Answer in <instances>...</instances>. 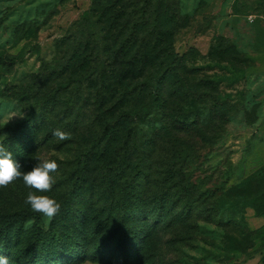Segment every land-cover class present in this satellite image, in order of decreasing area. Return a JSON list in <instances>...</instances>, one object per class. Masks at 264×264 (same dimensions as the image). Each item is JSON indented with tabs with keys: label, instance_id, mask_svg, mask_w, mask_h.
Masks as SVG:
<instances>
[{
	"label": "rangeland",
	"instance_id": "374dc122",
	"mask_svg": "<svg viewBox=\"0 0 264 264\" xmlns=\"http://www.w3.org/2000/svg\"><path fill=\"white\" fill-rule=\"evenodd\" d=\"M92 1L0 0V58L17 59L0 65V142L22 172L44 160L59 166L49 192L22 178L0 188V215L33 212L29 191L60 203L58 231L77 248L38 264H264V0H158L167 40L155 47V35L140 32L145 62L120 53L100 81L89 48L69 72L54 70ZM119 23L99 25L109 52ZM164 53L182 75L163 84L165 106L137 125L114 124L119 98L146 91V71ZM20 111L24 119L8 122ZM51 220L41 215L43 231ZM121 231L134 237L125 258L108 243ZM102 249L121 262L103 260Z\"/></svg>",
	"mask_w": 264,
	"mask_h": 264
},
{
	"label": "trees",
	"instance_id": "16d2710c",
	"mask_svg": "<svg viewBox=\"0 0 264 264\" xmlns=\"http://www.w3.org/2000/svg\"><path fill=\"white\" fill-rule=\"evenodd\" d=\"M159 4L158 0H93L92 6L82 14L77 29L73 33L71 50L67 58L56 63L54 70L59 68L58 70L61 73L69 72L71 63L75 59L81 58L82 51L86 54L85 50L87 48L94 54L97 61L95 65L89 63L88 68L99 81L102 80L104 75V65L107 66L110 60H116L120 53L129 54L131 52L130 59L137 58L139 63L145 62L143 53L149 42L138 37L140 32L146 30L147 38H149V35L153 36L154 34L155 47L158 39L161 43L167 40V33L164 34L160 26L163 14L159 9ZM115 6L120 7V10H117L114 14L108 13ZM118 20L121 23H119L114 37L116 40L119 39L117 41L118 48L114 52H109L107 44L101 41L104 37L99 25L104 22H108L109 26L115 25ZM88 40H91L93 44L90 45L87 42ZM157 54L159 55V51ZM16 60V58H0V65L2 68H6L16 63ZM132 61L134 60L128 61L129 64L126 68L133 67ZM177 68H180V60L170 57L169 53H164L157 69L151 72L146 71L147 90H141L134 94L133 90L126 89L124 96L119 98V104L124 107L118 109L119 113L114 124L120 125L130 120V122L137 125L141 118L158 114L165 106V100L162 98L163 84L165 82H177L182 77L177 73ZM141 70H145L143 66L139 68V71ZM86 73L87 71L84 72L85 75H87ZM176 94L183 96L181 90H177ZM134 99H137L139 103L135 106L126 107L127 103ZM160 104H162V107H159ZM114 124L106 127L105 132H111V127ZM135 137V126L132 125L128 129L126 140L133 142ZM85 159V155L80 157L77 164L78 169L84 167ZM41 215L40 213L27 211L0 215V255L8 257L14 261V264H38L39 259L51 260L58 255L73 253L77 248V239H70L58 231L59 219L57 217L52 218L48 230L43 231L41 228ZM29 221H31V226L25 229L24 225ZM133 242L134 237L123 231L112 234L108 238L109 244L115 243L121 258L127 256V248ZM100 253L103 260L121 262L119 257L114 256L106 249H102Z\"/></svg>",
	"mask_w": 264,
	"mask_h": 264
},
{
	"label": "clouds",
	"instance_id": "9594fccd",
	"mask_svg": "<svg viewBox=\"0 0 264 264\" xmlns=\"http://www.w3.org/2000/svg\"><path fill=\"white\" fill-rule=\"evenodd\" d=\"M14 117L24 119L23 113L19 115L11 114L8 122ZM53 136L59 140L71 139L69 132L56 129ZM58 164L55 160L39 161L28 172H22L21 166L13 159L12 153L7 149L3 142H0V188L7 187L13 181L22 178L24 184L37 192H49L55 184V178L52 173L57 172ZM25 203L29 205L33 212L42 214L48 220L54 218L60 211L61 205L55 199L47 195H36L29 191L26 196ZM0 264H10V260L6 256L0 255ZM84 264H93L91 261H85Z\"/></svg>",
	"mask_w": 264,
	"mask_h": 264
}]
</instances>
